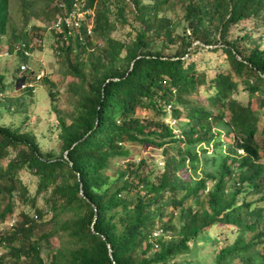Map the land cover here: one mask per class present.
<instances>
[{"label": "trees", "instance_id": "obj_1", "mask_svg": "<svg viewBox=\"0 0 264 264\" xmlns=\"http://www.w3.org/2000/svg\"><path fill=\"white\" fill-rule=\"evenodd\" d=\"M18 2L44 25L16 29L0 0V43L27 64L51 31L71 108L52 107L57 155L0 123V264H264V0ZM15 71L0 117L20 111L1 95L38 76Z\"/></svg>", "mask_w": 264, "mask_h": 264}, {"label": "rangeland", "instance_id": "obj_2", "mask_svg": "<svg viewBox=\"0 0 264 264\" xmlns=\"http://www.w3.org/2000/svg\"><path fill=\"white\" fill-rule=\"evenodd\" d=\"M10 7L13 10L11 11L12 24L16 27V29H21V26L26 22L28 23V27L32 26L33 24H37L38 26L44 25V21L35 20L33 17H30L28 20V17L25 16L21 11V6L18 0H10ZM80 19L84 20V15H80ZM125 28L126 29L124 30L117 29L112 33V37L116 39H122L124 34L127 33L128 26ZM39 34L42 36V46L33 51V53L29 56L27 64L21 63L19 59L14 56V54H10L7 51V44L5 41L0 43V75H6L7 80H9V78L15 80L17 76L15 70L18 66H20L21 72L24 70L33 72V78L36 74H38L37 79L35 78V82L33 83V91L30 95L23 93L24 89L21 85L18 89L14 88L10 93L8 92L1 95V98H8L12 101H18H13V107H11V109H14L16 104H18L20 105V111L1 112L0 123L11 125L13 127H19L21 124H23L25 128H27V131L34 135L35 140L40 144L41 151L43 153L51 152L52 154L57 155L59 153L60 142L58 141V130L56 129L57 115L54 111H52V107L55 105V108L63 113L67 112L71 108V95L66 91V87L71 82V79L66 78L63 75L65 68L54 52L55 43L52 32L44 31L43 33L40 32ZM232 35H236L235 30L232 32ZM97 42L98 44H101L100 40H97ZM216 57L217 53L204 52L200 58L195 59V62L198 64L201 63L202 65L207 63L214 64ZM184 58H186V56H184ZM214 71V68L208 70V72L211 73ZM13 73L14 77H10V75L12 76ZM44 78L53 85L52 91L54 94L55 92L57 94L54 100H52L48 94L50 88L49 85L42 82ZM238 98L241 101L246 100V97L243 94H240ZM129 149L132 151V156L137 155V158L139 159L142 157L154 159L153 161L158 166L162 165L163 154L161 150L147 148L146 150H142L140 153H138L134 147H130ZM21 178L23 182L29 185L30 192H33L36 180L26 174ZM22 209L26 210V207L21 206V208L16 209V214ZM9 224H13V222H9L8 227ZM1 228L2 225L0 224V230ZM211 248L208 245L205 248L204 254L210 255Z\"/></svg>", "mask_w": 264, "mask_h": 264}, {"label": "built area", "instance_id": "obj_3", "mask_svg": "<svg viewBox=\"0 0 264 264\" xmlns=\"http://www.w3.org/2000/svg\"><path fill=\"white\" fill-rule=\"evenodd\" d=\"M80 15H84V13H82V12H80L79 11V8H75V10L71 13V15H70V17L69 18H66L65 20H64V22H65V24L67 25V26H74V27H78V25L80 24V21H81V19H80ZM62 19H60V18H58L56 21H55V23L52 25V28L54 29V30H57V31H60L61 29H60V25H61V23H62ZM90 27V26H89ZM88 27V33H89V30H90V28ZM23 69H24V67H23ZM23 87V86H22ZM29 87H33V85H29ZM12 226V224H9V227H11ZM1 255H2V251H1V247H0V257H1Z\"/></svg>", "mask_w": 264, "mask_h": 264}, {"label": "water", "instance_id": "obj_4", "mask_svg": "<svg viewBox=\"0 0 264 264\" xmlns=\"http://www.w3.org/2000/svg\"><path fill=\"white\" fill-rule=\"evenodd\" d=\"M108 248H109V246H108Z\"/></svg>", "mask_w": 264, "mask_h": 264}]
</instances>
